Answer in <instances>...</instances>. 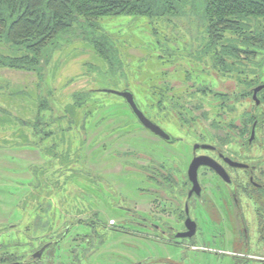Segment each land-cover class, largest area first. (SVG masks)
Here are the masks:
<instances>
[{"label":"rangeland","instance_id":"1","mask_svg":"<svg viewBox=\"0 0 264 264\" xmlns=\"http://www.w3.org/2000/svg\"><path fill=\"white\" fill-rule=\"evenodd\" d=\"M100 26L118 46L124 78L112 80L107 65L80 40L56 52L42 82L29 72L0 69V264L8 258L27 264H242L241 256L264 258V193L250 186L244 170H231L240 216L229 190L210 170H200L206 194L191 207L201 228L189 247L173 253L149 227L156 216L182 217L187 190L180 174L196 143L215 145L222 138L235 160L258 166L256 179L264 181V105L256 109L243 95L264 82L254 75L259 68L247 62L248 69L232 77L191 71L205 34L183 18L117 16ZM127 88L153 121L184 141L167 145L137 123L120 97L100 93ZM75 92H91L92 103L68 108ZM38 101L53 110L32 128ZM256 118L263 119L250 146ZM68 121L74 122L70 131ZM35 135H45V144ZM51 147L58 148L53 155ZM43 245L48 249L34 260Z\"/></svg>","mask_w":264,"mask_h":264},{"label":"trees","instance_id":"2","mask_svg":"<svg viewBox=\"0 0 264 264\" xmlns=\"http://www.w3.org/2000/svg\"><path fill=\"white\" fill-rule=\"evenodd\" d=\"M117 16L146 18L150 22L186 19L191 27L203 30L205 34L204 47L192 61L191 71L196 72L200 68L206 74L219 72L230 77L233 74L239 76L249 66L248 62L251 67L259 68L256 72L254 70L257 79H264V0H0V44L7 50V53L0 54V69L29 72L42 82L56 52L80 40L107 65L112 80L124 78L118 46L100 26V20ZM251 89L243 95L253 97L254 88ZM125 90L133 93L129 88ZM91 92L73 93V102L67 107L86 108L93 101ZM258 99L260 105L255 104L256 109L264 105V90L258 94ZM135 100L144 112L136 97ZM45 105L44 101L38 103L32 128H38L45 122L47 111L52 112L53 108H45ZM21 120L27 124L32 122ZM68 122L67 131H70L74 122ZM35 137L45 144V135L43 138L40 135ZM35 144L41 149L45 147L38 142ZM51 148L53 155L58 148ZM81 150H77V157ZM69 233L68 229L61 233L57 245ZM8 260L10 262L3 264L22 262L13 258Z\"/></svg>","mask_w":264,"mask_h":264},{"label":"flooded vegetation","instance_id":"3","mask_svg":"<svg viewBox=\"0 0 264 264\" xmlns=\"http://www.w3.org/2000/svg\"><path fill=\"white\" fill-rule=\"evenodd\" d=\"M260 119L262 120L263 118H256V121L254 122V124H253V126L251 128V133H250L251 134V138L248 141L250 146H251V144L255 140V137L252 139V137H253L252 135H253V133L255 134L256 129L258 128ZM168 133H170V132H168ZM219 133L221 134V132H219ZM171 135L177 140L174 144L181 143V142L184 141V138H182V137H175L173 134H171ZM157 138H159V137H157ZM159 139H161V138H159ZM221 139L222 138H220V142L218 144H215V145L214 144H210V143H201V144L200 143H196V144H199V145L209 144V145L213 146V149H206V150L205 149H197L195 151L194 145H196V144H194L192 146V148H193L192 160L188 164V166L186 167V169L184 170V174H183V172H182V174H180V176H183V177L186 176L185 179H184L185 180V183H186V186H185V189H184L183 192L185 193V191L187 190V196H186V199H185V202H184V208L182 210V217H180V215L177 214V215H175V219L174 220H169V219H165V218L156 216L159 219H157L155 221V223H152L151 224L152 226H149L150 229H151V232L154 233L155 235L159 236L161 238V240H163L164 244H166V246H168L169 249H171V251L173 253H177V252L182 251L185 248L189 247L191 245L190 242L196 241L197 234L200 231V228L201 227H200V223H199V220H198V217L199 216H195V217L193 216V214L191 212V207L194 204H196V201L203 200L204 199V196L206 194V190H205V188L203 187V185H202V183L200 181V170L202 168H207L212 173H214V175L218 178V180L229 190L230 195H231V198L233 200V204L235 206L236 215H238V216H240V213H241V211H240L241 205H240L239 198H238V188H237V184H236V182H235V180H234V178L232 176L231 170H244V171H246L247 172V176H248V182H249L250 186H252V188L255 189V190H257V191H259L261 193H264V181H258L256 179V175H255L256 171L258 170V166L257 165H250V164H247V163H244V162H240L238 160H235L232 157V154L229 152V150H226V149H228V147L227 146H224L222 144V140ZM162 141L164 143H166L167 145H174L173 143L171 144V143L166 142L164 140H162ZM200 151L201 152H205L206 154H198ZM197 157H209L210 159H212L213 161H215L219 165V170L221 172H222L221 168L224 169V171L229 176V179L231 180V182L226 183L211 168L202 166L198 170V181H199V184L201 185V188H202V196L201 197H198L197 193L196 192H193L192 197L190 199V193L192 192L193 185L191 184L190 179H189V169H190V166H191L193 160L195 158H197ZM229 161H232V162H240V163H243V164L248 165L250 168L249 169L234 168V167H232L230 165ZM178 170L180 172L183 171L182 168H179ZM187 205L189 207V213L187 211ZM188 215L192 219V221H194L196 223V233H195V236L192 239H190L188 237L189 234H190V232H191V229L190 228L193 227V224L191 222H188ZM239 219H240V217H239ZM160 220H164L165 222H167V223H165L167 225H164L165 227H162L161 224H163V223H161L162 221H160ZM172 221L175 222L174 225L171 223ZM145 224L147 225V223H145ZM138 225L141 228H144V229L146 227H148V226H142L143 224H138ZM260 232H261L262 238L264 239V224H263ZM244 233H245L244 246L245 247H248L249 246V234H248L247 230H244ZM180 241H188V242H187V244H183ZM44 246L45 245H43L42 248ZM47 249H48V247L46 248V250ZM45 251H44V253H45ZM240 258H241L240 261H242V264L243 263L244 264L245 263L246 264H264V260L263 259L257 258V259L254 260V258H252L250 256H248V257L241 256ZM34 260H35V258H34ZM14 263L27 264V261H24V262H14ZM171 263L172 264H176L177 262L175 261V262H171ZM7 264H10V263H7Z\"/></svg>","mask_w":264,"mask_h":264},{"label":"water","instance_id":"4","mask_svg":"<svg viewBox=\"0 0 264 264\" xmlns=\"http://www.w3.org/2000/svg\"><path fill=\"white\" fill-rule=\"evenodd\" d=\"M264 90V84H261L253 89V101L257 106L260 105V100L258 99V94ZM107 93L116 95L118 97H121L124 99L126 104L130 107L132 113L136 117L137 121L141 124V126L146 129L147 131L153 133L155 136L161 138L162 140L169 142V143H175L177 140L168 133L165 129H163L161 126H159L157 123H155L153 120L148 118L144 112L139 108L138 104L136 103L134 94L129 90H123V91H114V90H108L105 91ZM252 139L255 137V134L253 133ZM195 151L197 149H213V146L209 144H196L194 145ZM230 165L234 168H241V169H249L250 167L246 164L240 163V162H232L229 161ZM205 166L211 168L213 171H215L226 183L231 182L229 179V176L224 171L223 168H221L222 172L219 170V165L210 159L209 157H197L193 160L190 169H189V179L191 184L193 185L192 192L190 193V199L192 197L193 192H196L198 197L202 196V188L198 181V170L200 167ZM187 211L189 213V207L187 205ZM188 222H191L193 224V227L190 228L191 232L189 234V238L192 239L195 236L196 233V223L192 221V219L188 215ZM48 245H45L41 250H39L37 253L34 254V258L38 259L41 258L44 251ZM10 264H20V263H10Z\"/></svg>","mask_w":264,"mask_h":264},{"label":"built area","instance_id":"5","mask_svg":"<svg viewBox=\"0 0 264 264\" xmlns=\"http://www.w3.org/2000/svg\"><path fill=\"white\" fill-rule=\"evenodd\" d=\"M264 260V258H262Z\"/></svg>","mask_w":264,"mask_h":264}]
</instances>
